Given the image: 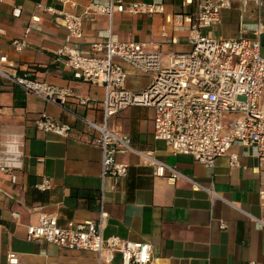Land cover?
Returning a JSON list of instances; mask_svg holds the SVG:
<instances>
[{
	"label": "crops",
	"instance_id": "crops-1",
	"mask_svg": "<svg viewBox=\"0 0 264 264\" xmlns=\"http://www.w3.org/2000/svg\"><path fill=\"white\" fill-rule=\"evenodd\" d=\"M74 1L78 4L75 13L83 14L93 0ZM153 1L125 0V7ZM183 1L164 0L165 12L153 16L116 14L112 38L144 44L147 52L163 53L164 57L190 51L189 32L176 28V16L194 13L197 7L196 2L185 7ZM48 8L60 12L63 4L60 0L0 1V28L6 32L0 36V55H7L8 65L20 75L72 92L61 106L0 79V165L10 167L7 172L0 170V264H9L12 253L18 256V264H96L92 252L70 251L26 236V226L37 223L40 212L55 215L62 227L71 221H96L100 212L102 151L95 144L97 135L88 130L83 119L104 123V89L75 79L56 61L67 31L60 17ZM16 10L20 11L18 17L14 16ZM248 13L246 23H255L253 5ZM168 16L173 17L171 23L166 21ZM34 17L37 22H32ZM242 18L236 4L223 11L220 22L203 34L236 39L243 28ZM28 26L32 30L25 38L27 47L17 53L11 42L23 38ZM110 28L107 17L85 20L80 49L88 51ZM262 45L264 55V34ZM119 63L128 72L130 90L138 92L150 84L147 75ZM83 98L89 99V106L81 104ZM42 114L71 125L70 137L37 130L35 122ZM154 118L153 108L130 107L110 118L108 127L127 134L138 151L176 167L209 191L197 190L186 180L169 183L157 177L154 168L139 156L119 155L118 161L128 165V174L117 182L115 190L114 183L106 181L109 220L105 238L151 243L156 264H264V158H256L253 149L240 145L230 151L239 157L235 167L229 155L219 157L214 168L191 156H175L165 143L154 139ZM45 179L51 181L52 188L40 191L37 186ZM12 212L19 213L21 219H13ZM222 223L228 228L221 229Z\"/></svg>",
	"mask_w": 264,
	"mask_h": 264
},
{
	"label": "built area",
	"instance_id": "built-area-1",
	"mask_svg": "<svg viewBox=\"0 0 264 264\" xmlns=\"http://www.w3.org/2000/svg\"><path fill=\"white\" fill-rule=\"evenodd\" d=\"M4 1V0H0ZM63 10L52 8L48 12L57 14L67 31L65 45L57 51L56 61L73 73L77 80L89 82L104 89V123L84 118L88 130L97 135L95 144L102 151V186L100 191V212L96 221L69 222L62 227L55 215L40 212L38 222L26 226L28 239L53 244L70 251H88L96 255V264H156L153 245L149 242L130 241L117 236L105 238L104 231L109 220L106 209V181L116 184L128 174V165L118 161L119 155L133 154L153 167L155 175L169 183L186 180L195 189H205L186 177L176 167L163 163L150 154L134 148L127 134L108 127L113 116L130 107H149L155 110L154 139L167 145L173 155H186L195 161L214 168L219 157L230 156L231 166H238L239 157L231 154L234 145L251 148L254 156L264 158V55L262 36L264 34V0H184L183 6L196 2L197 10L181 13L176 28L189 32L191 50L183 53L147 52L144 44L118 42L112 38V22L116 14L153 16L165 12L164 0L152 3L133 2L125 7V0H93L83 14H76L78 6L74 0H60ZM238 4L243 13L254 6L256 22L243 23L241 34L236 39L225 40L205 36L203 32L220 22L221 13ZM20 11H15L18 17ZM107 17L111 28L103 39L93 42L88 51L79 43L84 38L83 23ZM168 16L166 21L172 22ZM243 19V18H242ZM38 18H32L37 22ZM32 27L25 29L24 37L15 39L11 46L17 53L27 47L25 38ZM6 35L0 28V36ZM163 32V37H166ZM173 43L176 41L173 39ZM7 55H0V79L20 87L25 93L35 95L47 103L64 106L72 92L20 75L8 65ZM119 62L134 67L150 78V84L135 92L127 87L128 72ZM89 106V99H81ZM227 115H237L231 123L223 124ZM37 130L68 138L72 126L61 123L42 114L35 122ZM7 172L8 166L0 165ZM13 183L16 178L13 177ZM40 191L52 188L45 179L37 186ZM209 191L208 189H205ZM210 193H212L210 191ZM12 218L20 220L21 215L12 212ZM258 225L261 221L248 214ZM226 223L221 224L225 230ZM9 264H18L19 258L12 253ZM248 264H258L250 262Z\"/></svg>",
	"mask_w": 264,
	"mask_h": 264
},
{
	"label": "rangeland",
	"instance_id": "rangeland-1",
	"mask_svg": "<svg viewBox=\"0 0 264 264\" xmlns=\"http://www.w3.org/2000/svg\"><path fill=\"white\" fill-rule=\"evenodd\" d=\"M249 16L250 15H249L248 12L247 13H243V21L244 22L249 21V19H248ZM235 118H237V115H227L223 119V124L227 125V124L231 123V121H233Z\"/></svg>",
	"mask_w": 264,
	"mask_h": 264
}]
</instances>
